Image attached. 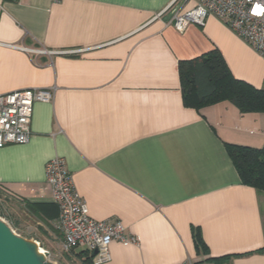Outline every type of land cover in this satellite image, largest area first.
I'll return each mask as SVG.
<instances>
[{
  "label": "crops",
  "instance_id": "crops-1",
  "mask_svg": "<svg viewBox=\"0 0 264 264\" xmlns=\"http://www.w3.org/2000/svg\"><path fill=\"white\" fill-rule=\"evenodd\" d=\"M195 4L0 0V94L54 92L34 103L29 141L0 147V194L61 246L46 182L56 156L89 214L119 220L139 239L112 241L104 264H264V191L241 182L225 145L262 147L264 112L228 100L187 105L179 69L217 48L235 77L260 88L264 58L213 15L178 31L173 10ZM72 252L94 264L87 250Z\"/></svg>",
  "mask_w": 264,
  "mask_h": 264
},
{
  "label": "built area",
  "instance_id": "built-area-1",
  "mask_svg": "<svg viewBox=\"0 0 264 264\" xmlns=\"http://www.w3.org/2000/svg\"><path fill=\"white\" fill-rule=\"evenodd\" d=\"M210 15L220 19L264 58V0H196L192 8L174 9L171 21L178 31H183L190 23L203 26ZM53 95L49 88H27L0 94V147L28 142L34 103L50 101ZM46 182L59 208L53 224L62 234L64 250L85 249L93 255L94 264H104L112 259V241L125 245L138 243V237L128 234L121 221L97 220L89 214L63 157L56 156L47 162Z\"/></svg>",
  "mask_w": 264,
  "mask_h": 264
},
{
  "label": "trees",
  "instance_id": "trees-1",
  "mask_svg": "<svg viewBox=\"0 0 264 264\" xmlns=\"http://www.w3.org/2000/svg\"><path fill=\"white\" fill-rule=\"evenodd\" d=\"M179 69L187 105L200 109L228 100L243 113L264 112V89L235 77L219 49L215 48L193 59L181 60ZM225 145L241 182L264 191V145ZM27 207L33 213L36 211L30 204ZM194 239L199 251H207L200 232H195ZM259 251L264 253V246Z\"/></svg>",
  "mask_w": 264,
  "mask_h": 264
},
{
  "label": "rangeland",
  "instance_id": "rangeland-1",
  "mask_svg": "<svg viewBox=\"0 0 264 264\" xmlns=\"http://www.w3.org/2000/svg\"><path fill=\"white\" fill-rule=\"evenodd\" d=\"M264 89V84L260 87ZM0 218L6 221L13 230L20 235L36 241L41 250L45 252L47 258L53 264H78L75 261V253L63 249L54 231L48 227L39 226L35 220L30 218H23L20 211V206L9 201L0 194ZM25 230L20 232L21 226ZM18 227V228H16Z\"/></svg>",
  "mask_w": 264,
  "mask_h": 264
},
{
  "label": "water",
  "instance_id": "water-1",
  "mask_svg": "<svg viewBox=\"0 0 264 264\" xmlns=\"http://www.w3.org/2000/svg\"><path fill=\"white\" fill-rule=\"evenodd\" d=\"M0 264H53L39 244L19 233L0 218Z\"/></svg>",
  "mask_w": 264,
  "mask_h": 264
},
{
  "label": "snow or ice",
  "instance_id": "snow-or-ice-1",
  "mask_svg": "<svg viewBox=\"0 0 264 264\" xmlns=\"http://www.w3.org/2000/svg\"><path fill=\"white\" fill-rule=\"evenodd\" d=\"M259 8V6H257Z\"/></svg>",
  "mask_w": 264,
  "mask_h": 264
}]
</instances>
